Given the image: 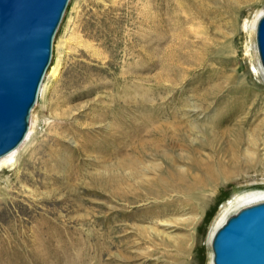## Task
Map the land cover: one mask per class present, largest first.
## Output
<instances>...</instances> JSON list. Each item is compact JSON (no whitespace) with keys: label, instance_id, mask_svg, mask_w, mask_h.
<instances>
[{"label":"rangeland","instance_id":"rangeland-1","mask_svg":"<svg viewBox=\"0 0 264 264\" xmlns=\"http://www.w3.org/2000/svg\"><path fill=\"white\" fill-rule=\"evenodd\" d=\"M263 15L264 0H70L29 134L0 160V264H148L146 255L185 228L192 264H212L216 230L264 202V68L256 46ZM136 92L142 103L156 98L179 112L200 145L220 115L245 102L244 112L232 108L223 119L225 127L236 115L244 119L238 166L199 191L198 214L183 211L168 226L143 220L158 206L156 172L127 169L119 190L103 189L114 163L104 139L115 122L109 117L131 115L123 105L128 93L139 101ZM177 170L188 171L187 161ZM128 193L140 201L127 205Z\"/></svg>","mask_w":264,"mask_h":264},{"label":"bare ground","instance_id":"bare-ground-1","mask_svg":"<svg viewBox=\"0 0 264 264\" xmlns=\"http://www.w3.org/2000/svg\"><path fill=\"white\" fill-rule=\"evenodd\" d=\"M162 31L163 30L157 26L155 30V38L159 40L163 39L164 33ZM256 46L253 45L255 50ZM148 56L149 59L152 57L154 58V55ZM40 93L41 88L39 95ZM128 95L131 96L128 97ZM134 99L141 101L137 92ZM139 101H133L132 93H128L127 100L123 106L126 107V111H130L132 114L124 116V114L119 111L117 114L109 117V119H113L115 122L110 125L109 132L104 139H106L107 155L110 157V160H114V163L111 168L112 175L109 176L110 183L107 184V186L104 185L103 189L104 191H107L111 186H114L116 190H119L121 185L120 183L123 181V172L127 169L133 172L138 171L142 174L147 172L149 169L151 172H156L155 178H152L153 182L151 185L157 183L161 185V188L157 191H152L151 195L158 200V203L156 202L158 206L150 208L148 210L149 215L143 220L149 221L153 223V225L155 224L156 226L161 227L163 226L162 224L165 225L174 223L175 221H173L171 217L180 214L183 211H188L191 216L198 214L199 211H201L199 206V191L213 187L214 183H216L217 180L219 181L220 178L225 175L227 170L232 168L235 169L238 166L241 160L244 145V137L242 138L241 131L238 127H241L244 119L241 121V116L238 117V115H236L235 117H232L233 119L231 118L227 127H225L223 119L228 116V112L231 111L230 109L233 108L235 111L241 110V112H244L246 107L244 104L245 102L238 103L235 101L229 108L228 112L220 115L217 121L214 122L215 125H213L212 132L210 133V137L207 142L200 145L197 143V128L190 126L188 121L186 123L184 119H181L179 112H168L167 107L164 105L161 106L156 98L152 100H145L143 103L142 101ZM123 106H121V108ZM28 134L29 131L23 142L16 149L1 157L0 160L18 150V148L26 140ZM255 142L256 141H254V143ZM90 148L91 147L86 146L83 149ZM128 148L130 152L129 154L131 155L126 156L125 152ZM177 148H182V150L184 148V154L176 152ZM151 161H159L162 163L161 165L158 164L154 166L151 164ZM179 161H187L189 170L179 173L177 170V163ZM130 179L128 180L130 181ZM127 187L129 186L127 185ZM173 192H177L176 198L179 199L176 200L175 197L171 195ZM195 194L197 195L195 196ZM131 195L132 194L129 193L123 195L125 202L129 206H133L140 201V199L136 198V195L133 197H131ZM182 195L187 198L183 199L181 197ZM124 217V221L132 222V220H134V217H130L126 212L124 213ZM187 220L185 223H187L186 227L189 228L193 225L194 220L193 218H190L188 221ZM129 226L130 223H127L125 228L128 229ZM185 229L180 230L181 233L178 235L172 237L170 236L167 242L158 245L161 247L160 249L162 251L154 249L152 254L146 255L149 259L148 264H159V262L162 264H192V234L190 231ZM150 241L151 240H149V242ZM151 248L152 247L147 246L145 249ZM171 248L173 249L169 250ZM192 248L193 250L195 249L194 247Z\"/></svg>","mask_w":264,"mask_h":264},{"label":"water","instance_id":"water-1","mask_svg":"<svg viewBox=\"0 0 264 264\" xmlns=\"http://www.w3.org/2000/svg\"><path fill=\"white\" fill-rule=\"evenodd\" d=\"M70 0H0V158L25 139ZM264 68V15L256 30ZM212 264H264V202L231 216L212 239Z\"/></svg>","mask_w":264,"mask_h":264}]
</instances>
